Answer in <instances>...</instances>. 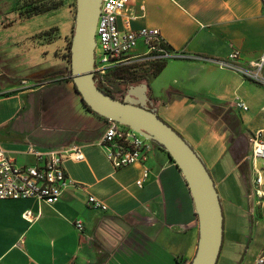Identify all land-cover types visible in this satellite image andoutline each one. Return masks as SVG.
I'll return each instance as SVG.
<instances>
[{"label":"crops","instance_id":"1","mask_svg":"<svg viewBox=\"0 0 264 264\" xmlns=\"http://www.w3.org/2000/svg\"><path fill=\"white\" fill-rule=\"evenodd\" d=\"M129 8L133 29L158 28L169 49L189 56L167 60L144 82L151 107L169 118L176 113L179 132L200 152L215 182L224 215L217 264H256L264 250V170L252 157L251 139L264 142V86L191 56L224 58L238 51L244 65L258 60L264 54V0H130ZM73 23L70 13L64 37ZM145 50L140 40L134 54ZM49 52L30 75L17 66L0 69V148L19 165L34 163L30 150L73 145L85 158L64 162L72 184L54 205L0 200V264H189L198 240L195 206L181 172L162 150L149 155V174L139 188L143 167L113 168L97 145L108 122L82 104L72 118L77 126L59 146L28 141L20 132L28 87L54 88L69 78L50 71L55 62ZM64 53L65 43L56 48L55 61L65 62ZM238 100L247 110L232 105ZM256 169L260 185L254 183ZM90 196L107 210L91 207ZM239 220L251 226L248 242H241Z\"/></svg>","mask_w":264,"mask_h":264},{"label":"built area","instance_id":"2","mask_svg":"<svg viewBox=\"0 0 264 264\" xmlns=\"http://www.w3.org/2000/svg\"><path fill=\"white\" fill-rule=\"evenodd\" d=\"M130 0H102L100 16L96 28V62L95 77L100 82L114 90L115 86L107 80L108 74L123 69L132 64L144 62L167 61L173 58L189 57L184 52L171 50L165 45L161 31L155 27H143L138 30L132 28L134 15L129 8ZM120 20L122 26H120ZM146 50L134 54L139 41ZM204 62L211 63L221 69L233 71L245 79L264 86V54L249 66L241 63L240 52L232 51L224 58L208 56H191ZM232 105L247 110V105L238 100ZM107 127L97 142L105 148L106 156L115 170L132 165L143 167L141 176L136 180L139 188L149 174L145 163L156 145L129 127L117 122L107 121ZM252 156L254 161L261 160L264 170V142L258 136L251 139ZM35 161L28 165H19L8 153L0 148V200L37 199L42 203L54 205L64 192L71 186L64 167L66 160L82 161L85 156L82 148L73 145L67 149L34 151ZM255 185H260L262 176L260 170H255ZM258 193V190H256ZM93 208L107 210V206L94 196L88 199ZM79 231L83 230V223L75 222ZM256 264H264V250L256 260Z\"/></svg>","mask_w":264,"mask_h":264},{"label":"water","instance_id":"3","mask_svg":"<svg viewBox=\"0 0 264 264\" xmlns=\"http://www.w3.org/2000/svg\"><path fill=\"white\" fill-rule=\"evenodd\" d=\"M102 0H75L70 44V79L89 109L106 121L129 127L164 150L181 172L195 206L198 240L189 264H217L224 238L222 201L201 155L147 102L148 85L130 86L123 99L97 85L95 77L96 28Z\"/></svg>","mask_w":264,"mask_h":264},{"label":"rangeland","instance_id":"4","mask_svg":"<svg viewBox=\"0 0 264 264\" xmlns=\"http://www.w3.org/2000/svg\"><path fill=\"white\" fill-rule=\"evenodd\" d=\"M21 1L0 0V69L7 68L11 72L17 66L22 68L21 73L27 72L30 68L40 63L43 64L46 60L44 53L50 51L48 57L51 62H55V67L50 71L54 73L59 71L60 77L69 76V65L66 61L63 63L55 61L54 53L58 46L65 43L63 37L67 18L70 17L71 13L69 4L72 0H64V5L57 10L31 17H26L25 8H20ZM53 27H56L57 31L52 35L47 36L48 34H46L43 38L35 37ZM50 37L52 39L48 41ZM18 55H21L22 58H17ZM151 71L150 62L132 64L117 71L116 75H109L107 80L111 83H117L120 80L124 82L118 86L121 91L115 89L117 97L123 98L127 88L134 85L131 84L132 81L147 76ZM28 74L30 75V71ZM36 77H43V74L38 73ZM58 81L57 84L54 83L57 85L54 88L44 87L33 91L39 86L30 85L28 87L29 91L24 108V112L27 113L20 125V132H23L24 135L26 133L25 137H28V141H40L43 144L56 147L62 142L68 141L69 133L77 126L72 118L75 117L77 108L82 106L80 97H73L75 91L67 79L61 78ZM171 114L172 116L169 118L163 114V109L158 112L163 121L186 139L179 132V128L174 122L176 113L172 111ZM192 147L194 148V146ZM196 151L200 154L197 149ZM234 177L233 175L232 178ZM237 227H239L238 231L241 229L243 233V238L240 237L241 242H248L251 226L239 220Z\"/></svg>","mask_w":264,"mask_h":264},{"label":"trees","instance_id":"5","mask_svg":"<svg viewBox=\"0 0 264 264\" xmlns=\"http://www.w3.org/2000/svg\"><path fill=\"white\" fill-rule=\"evenodd\" d=\"M63 5H64V0H22L21 1V4H20V6H21L20 8H25L26 17H31L33 15L44 14V13L51 12L53 10H57V9H59ZM69 8L71 10V13L74 16V14H75V0H72L71 1V3L69 4ZM72 29H73V27H71L69 34H67L64 37V41H65V53L62 56L63 59H64V61H66L67 64L69 65V76L71 74L70 73V44H71ZM55 31H57V28L56 27H53L51 30L45 31V32H43L41 34H38L35 37H42L43 38L46 34H48L47 36H50ZM32 38H34V37H32ZM51 39L52 38L50 37V39H48V41L51 40ZM165 64H166V61H164V60L163 61H157V62H150V66L152 67V71L147 76H149V75H154V76L158 75L164 69ZM117 71H119V70H117ZM117 71L111 72L112 74H108V76L109 75H114V74L116 75V72ZM147 76L142 77L139 80L132 81L131 84H135V85L140 84L141 82H144L146 80V77ZM68 81L72 84V87L75 90V87H74V85H73L72 80L70 79V77L68 78ZM121 83H124V82H121V80L119 82H117V83H111L110 82V84L111 85H114V86H119V85H121ZM97 85L99 86V88H101L105 92H107V93L111 94L112 96L118 98L117 95H116V92L110 90L109 88H105L99 82H97ZM119 99H121V98H119ZM81 103H82V105L84 106V108L87 111H89L90 113L94 114L89 109V107L82 100H81ZM94 115L97 116L96 114H94ZM156 147L158 149L162 150V148H160L158 146H156ZM162 151L165 154H167L164 150H162ZM167 156H168V154H167ZM172 162L174 163V161H172Z\"/></svg>","mask_w":264,"mask_h":264},{"label":"flooded vegetation","instance_id":"6","mask_svg":"<svg viewBox=\"0 0 264 264\" xmlns=\"http://www.w3.org/2000/svg\"><path fill=\"white\" fill-rule=\"evenodd\" d=\"M69 77H70V76H69ZM99 83H100V82H99ZM100 84L103 85V86L106 88V86H105L104 84H102V83H100ZM131 86H135V84H134V85H131ZM129 87H130V86H129ZM129 87L127 88V90L129 89ZM115 89L121 91V89H120L118 86H115ZM115 89L112 90V91L116 92ZM126 94H127V92H126ZM126 94H125V95H126ZM125 95L123 96V98L125 97ZM123 98H121V99H123ZM147 106H148L150 109H153V107H151V103L147 102Z\"/></svg>","mask_w":264,"mask_h":264}]
</instances>
